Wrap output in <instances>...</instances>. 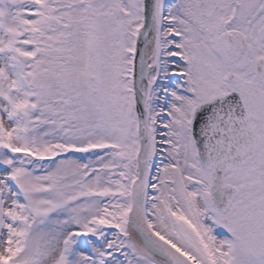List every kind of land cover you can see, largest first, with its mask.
<instances>
[{"label": "snow or ice", "instance_id": "6c2138e0", "mask_svg": "<svg viewBox=\"0 0 264 264\" xmlns=\"http://www.w3.org/2000/svg\"><path fill=\"white\" fill-rule=\"evenodd\" d=\"M0 264H264V0H0Z\"/></svg>", "mask_w": 264, "mask_h": 264}]
</instances>
